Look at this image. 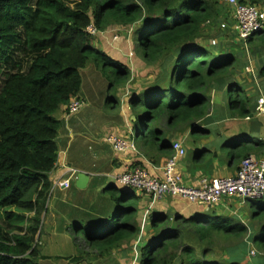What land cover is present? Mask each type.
Wrapping results in <instances>:
<instances>
[{"label": "trees", "instance_id": "1", "mask_svg": "<svg viewBox=\"0 0 264 264\" xmlns=\"http://www.w3.org/2000/svg\"><path fill=\"white\" fill-rule=\"evenodd\" d=\"M72 1L73 6L64 0H0V221L8 228L0 232V264H41L35 242L58 157L60 121L54 114L61 106L67 109L72 97L81 99L80 71L92 63L107 79L105 103H119L113 94L127 83L130 68L92 46L99 32L134 25V51L146 64L161 62L153 82L127 99L139 122L132 127L136 151L150 164L156 166L172 154L169 133L210 134L201 121L225 119L224 111L227 119L255 120L259 92L248 90L234 74L246 53L261 56L258 76L264 75V26L244 41H234L239 52L226 54L200 42L205 26L219 27L225 20L228 8L222 0ZM238 2L264 6L258 0ZM90 24L98 35L86 31ZM25 52L32 59L19 71ZM250 126L220 146L234 171L241 160L264 155L262 127ZM201 154L196 149L194 158L202 161ZM135 165L141 164L130 167ZM104 191L114 204L112 225L105 232L106 219H101L81 235L96 253L130 242L140 224V196L119 184ZM245 202L247 224L214 213V207L184 216L147 206L152 232L138 246L139 264H264V197ZM251 228L255 253L250 263L243 257V240ZM232 246L238 252H231Z\"/></svg>", "mask_w": 264, "mask_h": 264}, {"label": "crops", "instance_id": "2", "mask_svg": "<svg viewBox=\"0 0 264 264\" xmlns=\"http://www.w3.org/2000/svg\"><path fill=\"white\" fill-rule=\"evenodd\" d=\"M222 2L223 5H226L230 9L231 19L227 20L225 18V20L227 22H233L236 25L233 8L225 0H222ZM227 12H229L228 9ZM225 20L220 21L219 25ZM130 37L133 39L132 35ZM105 38L102 37V34H99L97 40H105L107 43L98 42L104 43L110 51L96 46L94 47L111 54L115 60L118 59L120 51L117 52L114 49L122 43H118L121 40L120 35L116 46L109 44ZM115 54L117 57H115ZM131 59L132 57L125 59V62L127 60L130 61L126 63L129 68L135 62L134 59ZM243 61L244 64L241 65L242 67H246L249 64L248 60L244 59ZM121 62L125 64V62ZM255 64L257 68L260 67L258 63ZM246 72L253 77L251 78L252 84L248 85L247 89L255 91V70L246 69ZM235 75L236 73L234 74V79L238 81ZM257 75H259L258 70ZM152 82L153 80L150 81V83ZM82 83H84V86L80 88L78 96L83 100V105L75 113L68 116H66L65 106H61L54 114L55 118L60 121L57 134L58 157L54 169L49 174L52 187L45 211L42 214L41 228L38 233L39 236L36 239L37 243L35 242L38 254L43 257L40 261L42 264H139L136 255L137 248L143 241L148 239L149 234L152 232L147 228V220H144L143 223L141 222L146 207L152 201L149 197L136 191L133 192L140 196L138 200V218L140 220L138 233L130 242L126 244L124 242L122 246L112 248L107 252L105 251L106 254L103 252L104 248H100V253H96L92 249L91 244L86 243L83 239V241L81 240L78 232L82 227H85V232L92 230L93 227L99 224L97 221L101 219H106L105 225L110 223L114 212V204L111 203L112 201L104 199L103 193H106L104 189L112 184L117 185L113 177L124 171L133 162H139L153 174L159 175L160 173V166L166 158L154 166L137 153L136 150L114 152V149L105 140L109 134L127 139L134 137L132 135L133 117L127 99L133 91L139 92L148 86L149 83L144 85L143 88L128 87L126 83L125 86L115 89L117 91L115 95L113 94V97L119 103L116 100L105 103L108 85L105 88L103 84L101 89H95L88 82L82 80ZM260 90L257 91L260 93ZM213 94L212 92V96ZM215 108L212 107V109ZM224 112L225 114L222 113V115L225 116V119H203L201 121V125L209 129L210 135L213 134L215 127L217 129L215 132L217 136H223L224 140L248 130L251 124L246 129L240 128L235 133L227 134L225 132V135H221L218 131L219 124L222 121H225V124H227V120H229L226 118V111ZM245 120L247 121V119ZM249 121L254 120L250 119ZM188 136V130L177 135L173 133H169L168 135L172 141H185ZM208 147L211 148L205 147L204 150L212 151L214 148L212 145ZM224 157L222 153H219V156L217 154L213 160H218V163L212 164L210 168L202 166V162H194V165H187V161L180 160L178 170L183 178L184 184L187 186L197 185L199 180L203 178L209 179L211 177L232 175L236 170L234 171V169L228 167L226 158L224 165ZM70 170H74L75 174L72 175ZM78 172L86 173L88 178L86 181L79 182L77 185ZM63 179L70 180L69 188L62 189L56 185V181ZM107 179H110V181L105 186L104 183ZM99 192L102 193L100 196L104 200L102 202L98 201V199L95 201L92 197ZM232 200L235 201L236 199L224 201L225 207L222 206V203L217 205V207L222 209L221 212L229 213L227 209L235 207V203ZM230 201L232 202L229 203ZM185 202L176 197H165L153 201L152 206L154 207V211L165 212L169 215L182 214L188 216L195 211L206 210L203 206ZM239 202L242 203L241 201ZM238 209L239 204H236V210ZM239 213L242 214V210ZM92 257H97V260L91 261L90 259Z\"/></svg>", "mask_w": 264, "mask_h": 264}, {"label": "built area", "instance_id": "3", "mask_svg": "<svg viewBox=\"0 0 264 264\" xmlns=\"http://www.w3.org/2000/svg\"><path fill=\"white\" fill-rule=\"evenodd\" d=\"M233 8L236 21V34L243 41L250 35L259 32L264 26V10L255 5L241 4L238 0H225ZM86 31L94 35L96 29L92 24L88 25ZM102 34L101 32H99ZM118 34L112 33V41L118 40ZM129 56L131 54L129 53ZM83 105L82 99L72 97L66 109V116L75 113ZM256 111L264 112V91L257 99ZM245 119H248L247 117ZM106 142L116 152L135 150L133 140L109 134ZM172 154L165 159L160 166V175L151 173L143 167H134L126 170L123 174L113 177L114 181L126 187L135 189L152 201L147 209L151 208L153 201L163 197H176L190 204L211 208L226 200L236 199L241 202L257 200L264 197V155L257 158L247 157L239 163L236 171L225 177H211L199 180L197 185H185L178 170V163L185 155V149L176 140L171 143ZM75 174L74 170H70ZM59 188L66 189L70 185L69 179L56 181ZM147 209L144 213L142 223L146 220Z\"/></svg>", "mask_w": 264, "mask_h": 264}, {"label": "rangeland", "instance_id": "4", "mask_svg": "<svg viewBox=\"0 0 264 264\" xmlns=\"http://www.w3.org/2000/svg\"><path fill=\"white\" fill-rule=\"evenodd\" d=\"M64 1L69 3L70 6H73L75 4V2H73L72 0H64ZM258 1L262 4H264V0H258ZM259 6L262 7L261 10H264V6H262V5H259ZM228 11L229 12H227V14H226V19L230 20L231 16H230V9L229 8H228ZM227 20L221 22L219 27L218 26H212V25L211 26H205L202 29L203 37L200 38V42H203L204 44L208 45L209 48H217L219 51H223L224 53L226 52V54H229L231 51H238L240 46L235 44L234 41H237V40L243 41V40L241 38H239L238 35L236 34L235 23L231 22V24L229 25ZM134 30H135L134 25L129 30L125 29V28L117 29V30L116 29H114V30L109 29L103 33L102 37H106L105 39L108 41L109 44L116 46L117 40L113 42L111 39V34L117 33L118 36L120 35L121 40L118 43H120V42H122V43L119 44V47H116L114 49V51H117V52L120 51L119 55H118V59H116V60L125 62L126 58L129 59L131 57V56H129V53L130 52L133 53L132 59H134L135 62L130 65L131 71H130V76H129L127 85H128V87H136V88L142 87L143 88L144 85H146L147 83L150 84V81L154 80L156 73L159 72L161 62L159 64H158V62L153 63V64H146L142 58V55L134 51V45L135 44H134V41L132 42V38L130 37V35L133 36ZM118 40H119V37H118ZM98 41L107 43L105 40H94L92 46H96L99 48H103L107 51H110L109 48H107V46L104 43H100ZM99 48H97V49H99ZM103 52H105V51H103ZM105 53H107V52H105ZM107 54L110 56V58H108L109 60L113 58L111 54H109V53H107ZM115 57H117L116 54H115ZM263 57H264V55H263ZM31 59H32V55L28 52H25V56L23 57V62H22V60H20L22 62V64L18 70L23 71L28 66V63L30 62ZM244 59H247L249 64L246 67H242V65H240V64H239V67H236V69H235L236 79L240 83L246 85V87H247L248 85L252 84L251 78H253V77L248 72H246V69H254L255 70V77H256V80L254 82V86H255L254 90L259 91V89H261L264 91V75L263 76L257 75L258 68H257V65L255 64V63H258V65H259L258 59L261 60V56L256 55L255 57H251L245 53L242 56V61ZM158 61H162V59H160ZM88 62H92V61L89 60ZM129 62L130 61L127 60V62H125V65H126V63H129ZM111 71H112V68L109 67V70L106 71V75L110 76ZM80 73H81V79L85 82H88V84L93 85V87L95 89H97V88L101 89L103 84L105 85V88H106V86H107L106 80L107 79L99 72V70L92 63L88 64L85 68H83L80 71ZM83 86H84V83H81V88ZM261 90L259 93V97L261 95V92H263ZM250 91H253V90H250ZM114 95H115V93H114ZM131 115H132V113H131ZM132 117H133V120H132L133 128L135 129V127H134L135 123L138 126L139 122L134 115H132ZM254 117L256 118L254 121H249L248 119L246 121L243 118L242 119H229V120H227L228 121L227 124H225V121H222L219 124L220 127L218 128V131L221 135H225V132L227 134H232V133L237 132L240 128L246 129L248 127V125L251 124V125H256V126L262 127L261 137H264V112H257L256 111V114ZM216 131H217V129L215 127L212 135H210V134H206V135L197 134V135L192 136L189 133L187 140L177 141V142L181 143V145H183V147L185 149V155L181 160L187 161V165L189 163H193V162H202L204 167H208V168H210L212 164H217L218 160H213V158L216 157V156L215 157L213 156V152H216L218 154V156H219V153L222 152V149L220 146H221L222 142L224 141V137L223 136H217V134L215 133ZM258 134H259V132H258ZM133 143H134V140H133ZM209 145H212L214 147L212 149L211 153L204 150L205 147L211 148V147H208ZM134 146H135V143H134ZM196 149L202 150V154H201L202 161H201V158H199V157L194 158V151ZM135 150H136V147H135ZM207 162H209V163L207 164ZM179 163H178V167H179ZM224 165H225V157H224ZM134 167L145 168L142 165H135L132 167L129 166V168H134ZM145 169H147V168H145ZM160 174L161 173H159V175ZM109 181H110V179H107V181H105V183H104L105 186L108 184ZM124 188L128 189L129 191H133V192L136 191L135 189H133L131 187L124 186ZM101 194L102 193L99 192V193L94 194L92 197L95 201H97V199H98V201L102 202L104 200H103V198H100ZM103 195H104V199H108V201H111L108 194L103 193ZM163 198H165V197H163ZM232 201H230L229 203H231ZM233 202L235 203V205H234L235 207L234 208L230 207L229 209H227V212H229V213H225V212L220 213L222 209L220 207H217V206H214V208H216V210H217L214 213L224 214L222 216L234 217L236 219H239V221L241 223L247 224L249 214L247 215V211L243 209V207L246 206V202L240 203L238 200H235ZM222 204H223L222 206L225 207V202ZM236 204H239L238 210H236ZM211 208H213V207H211ZM208 209H210V208H208ZM241 210H243L242 215L239 213ZM111 221H110V223H107V225L105 226V228H107L105 230V232L108 230V227L112 225ZM147 228H148V230L150 229V224L147 225ZM85 230H86L85 227H82V229L79 230L78 235L81 236L82 232H85ZM7 231H8V228L4 225V223L2 221H0V232H1V234L6 233ZM251 233H252V228L249 229V233H248L249 236L245 240H243V243L246 244L245 247L247 248V250H244L245 256L243 255V257H245L244 258L245 261H250V263L253 261V259H254L253 255L255 253V250L252 249V247L250 246ZM229 250L231 252H238V248H236L234 246L229 247ZM224 253H225V250L223 251V256H225ZM136 255L139 258L138 248H137V254ZM263 255L264 254H262L261 256H263ZM90 260L91 261L97 260V257H92ZM245 261H243L242 263H244ZM262 262L264 263V260ZM40 263H41V261H40Z\"/></svg>", "mask_w": 264, "mask_h": 264}, {"label": "water", "instance_id": "5", "mask_svg": "<svg viewBox=\"0 0 264 264\" xmlns=\"http://www.w3.org/2000/svg\"><path fill=\"white\" fill-rule=\"evenodd\" d=\"M87 178H88V175L86 173L78 172L77 173V179L78 180H77L76 184L78 185L79 182L86 181ZM124 189H126V188H124ZM131 193H133V191H131Z\"/></svg>", "mask_w": 264, "mask_h": 264}, {"label": "clouds", "instance_id": "6", "mask_svg": "<svg viewBox=\"0 0 264 264\" xmlns=\"http://www.w3.org/2000/svg\"><path fill=\"white\" fill-rule=\"evenodd\" d=\"M83 101V100H82ZM131 140H133V137L130 138Z\"/></svg>", "mask_w": 264, "mask_h": 264}]
</instances>
